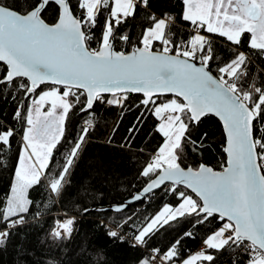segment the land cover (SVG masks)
I'll return each mask as SVG.
<instances>
[{"label": "snow or ice", "instance_id": "snow-or-ice-1", "mask_svg": "<svg viewBox=\"0 0 264 264\" xmlns=\"http://www.w3.org/2000/svg\"><path fill=\"white\" fill-rule=\"evenodd\" d=\"M112 2L115 7L105 17L101 47L92 49L89 46L94 38L92 28ZM138 3L147 7L149 0H76L75 7L72 0H25L22 8L0 0V62L5 65L0 71V84H15L16 90L23 91L30 100L28 106L18 104L14 114L17 122L24 121L21 140L25 155L19 160L21 170L16 173L17 184L11 189V197L0 209V223L5 225L0 231V244L6 242L12 228L25 223L32 205L27 190L40 184L53 150L64 138L68 113L80 104V95L86 94L81 111L87 112L94 102H105L104 93L112 95L107 103L116 105L127 99L125 93H143L144 106L155 104L154 97L173 93L176 98L154 109L155 116L163 121L159 132L166 139L141 172L143 177L154 178L134 199L141 200L144 194L165 185L180 202L176 207L166 204L151 216L134 239L145 244L154 232L180 218L196 217V223H204L218 216L220 226L204 241L207 247H239L250 241L255 253L251 264H264V124H261L264 82L259 87L255 80L248 83V56L239 51L218 67V75H214L211 62L216 57L210 41L200 34L193 35L187 43L175 40L169 29L171 17L151 16L152 26L141 35L139 46H133L128 54L116 51V40L131 43L127 33L119 34V28L135 16ZM184 3L185 21L201 28L206 24L208 33L226 37L235 45L240 44L243 33H251L250 47L264 52V0H184ZM53 4L57 19L49 23L44 14ZM154 42L162 44L159 51L153 50ZM49 82L62 86L63 91L52 87L33 99L37 89ZM79 90H83L80 95ZM45 105L47 111H43ZM210 115L219 117L226 130L227 167L214 171L204 164L196 169L182 166L185 146L193 151L203 146L207 133L192 140L191 132ZM86 123L92 125L93 121L89 119ZM88 131V127L82 130L58 178L47 185L50 193L61 194ZM15 135L13 128L0 125V151L11 148ZM26 161L31 162L27 169ZM44 178L47 179V174ZM181 185L195 193L196 198L181 191ZM73 224L74 218L58 222L52 235L70 236ZM109 234L118 236L117 231ZM184 235L192 237L191 232ZM180 245L181 240L177 239L167 252L160 254L159 249L153 252L161 256L160 264H174V258L180 255ZM156 255L143 264H157ZM201 257L206 261L214 259L212 255L199 253L182 264H194Z\"/></svg>", "mask_w": 264, "mask_h": 264}, {"label": "trees", "instance_id": "trees-1", "mask_svg": "<svg viewBox=\"0 0 264 264\" xmlns=\"http://www.w3.org/2000/svg\"><path fill=\"white\" fill-rule=\"evenodd\" d=\"M72 2L75 7L76 0ZM6 3L16 8L25 6V0H6ZM112 7L113 2L98 16L96 26L92 28L94 38L90 48L101 47L105 17L110 15ZM184 13V0H149L147 7L138 3L135 16L129 17L119 28V34L127 33L131 43L116 40L115 49L128 53L133 46H139L141 35L146 28L152 26L151 16L160 19L175 15V21L169 24V29L175 34V40L186 38L190 34L188 28L195 25L183 19ZM76 14L80 15V12ZM44 17L49 23L57 19L54 4ZM202 32L212 37L209 41L216 59L211 62V67L215 75H218V67L234 58V53L244 52L248 56V83L255 80L256 86H261L264 82V52L250 47L251 33H243L240 44L235 45L226 37L208 33L205 28H202ZM161 48L160 42L154 43L153 50L159 51ZM4 67V63L0 62V71ZM48 87L55 86L44 85L36 93ZM60 88L62 92L63 88ZM81 92L83 91L79 90L77 94L80 95ZM126 96L127 99L121 105L109 104L107 96H103L105 102L97 101L91 110L83 112L81 108L86 102V94L80 95V104L70 109L64 138L53 150L40 184L27 190V198L32 201V205L25 215V223L12 228L6 242L0 244V264H143L151 258L154 249H159L160 254H163L180 239V255L174 258V264H177L188 259L218 229L221 223L218 216L216 219L209 218L204 223H196V217H184L154 232L147 238V243H137L134 235L139 233L151 216L166 204L174 206L180 202L176 195L167 191L166 186L121 212L98 210L121 204L146 187L154 177H143L142 169L157 154L158 148L166 139L159 132V120L152 115L149 106L142 104L144 96ZM172 98L176 97L163 96L159 97V101ZM21 103L24 106L30 104L23 91H17L15 84H0V125L9 126L16 133L11 148L5 147L0 151V209L6 206L11 197L23 148L21 138L25 130L24 121L21 119L17 122L14 119L17 106ZM89 119L93 121L94 128L87 125ZM85 127L89 131L66 176L67 183L60 195L50 193L47 185L58 178L57 174L61 171L65 158ZM204 133L207 136L202 147L193 151L191 147L185 146L182 166L196 169L204 164L215 171L223 170L227 157L222 122L212 115L208 116L192 130L191 138L198 140ZM45 174L47 179L44 178ZM179 188L193 195L185 187ZM193 197L196 198L195 195ZM64 218H74L71 235L54 237L52 233L57 221ZM4 229L5 225L0 223V231ZM111 231H117L118 236H111ZM186 232H191L192 237H185ZM245 246H248L247 242L239 247H207L204 250L214 259H201L197 264H251L253 249L248 246L245 250Z\"/></svg>", "mask_w": 264, "mask_h": 264}, {"label": "water", "instance_id": "water-1", "mask_svg": "<svg viewBox=\"0 0 264 264\" xmlns=\"http://www.w3.org/2000/svg\"><path fill=\"white\" fill-rule=\"evenodd\" d=\"M47 22V21H46ZM114 47H115V42H114ZM116 50V49H115ZM133 50V49H132ZM131 50V51H132ZM117 51V50H116ZM130 51V52H131ZM155 51H157V50H155ZM130 52H128V53H130ZM128 53H126V54H128ZM1 63H3V62H1ZM214 74V73H213ZM215 75V74H214ZM44 85H51V86H55V85H52L50 82L49 83H46V84H43V85H41L39 88H41L42 86H44ZM55 87H62V86H55ZM38 88V89H39ZM63 88V87H62ZM80 91H83V90H80ZM127 94H137V95H142V96H144V94L143 93H136V92H128V93H125V95H127ZM103 96H112L111 94H109V93H104L103 94ZM163 96H174L175 97V95L173 94V93H165V94H163V95H161V96H157V97H163ZM180 99H182V98H180ZM96 102H94V104H95ZM212 116H214V117H216L218 120H220L221 122H222V124H223V121L219 118V117H217V116H215V115H212ZM223 128H224V125H223ZM224 133H225V137H226V142H225V148H226V146H227V134H226V130H225V128H224ZM226 157H227V153H226ZM206 166H208V165H206ZM208 167H211V166H208ZM226 167H227V164H226ZM193 168V167H192ZM212 168V167H211ZM194 169V168H193ZM213 169V168H212ZM214 170V169H213ZM215 171V170H214ZM220 171H222V170H220ZM171 184V182H166V185H170ZM147 186V185H146ZM182 186V185H181ZM163 187H165V185H162L160 188H158V189H154L152 192H150V193H147V194H144V197L141 199V200H135L134 199V197L135 196H137V195H141V193H142V191H140V192H138V193H136V194H134L131 198H129L128 200H126V201H124L123 203H121V204H114V205H110V206H107V207H104V208H99L98 210H113V211H116V212H121V211H123V210H125V209H127L129 206H131V205H133L134 203H137V202H139V201H142V200H144L146 197H148L149 195H151V194H153L154 192H157V191H159V190H161ZM182 187H184V186H182ZM187 190H189L191 193H192V191L190 190V189H187ZM193 195H195V193H192ZM125 205H127V207H124ZM245 242H247V243H250V241H245Z\"/></svg>", "mask_w": 264, "mask_h": 264}, {"label": "built area", "instance_id": "built-area-1", "mask_svg": "<svg viewBox=\"0 0 264 264\" xmlns=\"http://www.w3.org/2000/svg\"><path fill=\"white\" fill-rule=\"evenodd\" d=\"M168 17H171V18H173L172 19V21L170 22V24H173L174 23V21H175V15H169ZM168 17H166V18H168ZM188 31L190 32V34L185 38H180V39H178V41H183L184 43H187V41L193 36V35H196V34H200V35H204L208 40H211L212 39V37L211 36H209V35H207V34H204L203 32H202V28L201 27H198V25H195V26H191V27H189L188 28ZM144 99H145V97H144ZM154 99H155V101H156V103L155 104H150V105H148L149 106V109H150V112L152 113V115L154 116V117H156L158 120H159V122L161 121V119L159 118V117H157V116H155V114H154V109H155V107L156 106H158L159 104H161L162 102H160L159 101V97H154ZM123 103V102H122ZM86 124V123H85ZM88 125V124H87ZM90 128H94V125L92 124V125H88ZM248 246H249V248H251L250 247V243H248ZM207 248V245L205 244V243H202L200 246H199V248H198V250L197 251H200V250H204V249H206ZM252 249V248H251ZM253 254L255 255V253H254V251H253ZM153 255H156L155 253H152L151 254V257L153 256ZM160 261H161V256L160 255H156V262H157V264H160ZM165 264H170L169 262H165Z\"/></svg>", "mask_w": 264, "mask_h": 264}, {"label": "rangeland", "instance_id": "rangeland-1", "mask_svg": "<svg viewBox=\"0 0 264 264\" xmlns=\"http://www.w3.org/2000/svg\"><path fill=\"white\" fill-rule=\"evenodd\" d=\"M115 7V4H114V2H113V7L112 8H114ZM186 10H187V5H186ZM165 19H167V18H165ZM155 43V42H154ZM154 43H153V45H152V48H153V46H154ZM51 89V87H48V88H44V89H41L40 91H38L36 94H35V98H38V96L40 95V94H42V92H44V91H49ZM107 101L108 100H111L112 99V96H107ZM172 99H174V98H172ZM171 99H169L168 101H170ZM168 101H164V102H162V103H165V102H168ZM161 102V101H160ZM48 110V105H45L44 106V108H43V111H47ZM161 123H163V121L161 120L160 122H159V126H160V124ZM159 126H158V129H159ZM23 135H24V133H23ZM164 144V143H163ZM163 146V145H162ZM23 147H24V144H23ZM39 150V149H38ZM158 154V153H157ZM25 155V153L23 152V148H22V151H21V154H20V158L22 157V156H24ZM20 160V159H19ZM29 163H31V162H28V161H26V163H25V169H27L28 168V165H29ZM21 169H20V164L18 163V168H17V171H20ZM44 173H45V170H44V172L42 173V176L44 175ZM17 184V178H16V181H15V185ZM15 187V186H14ZM194 198V197H193ZM179 204V203H178ZM177 204V205H178ZM167 205H169V204H167ZM177 205H171V206H173V207H176ZM165 206V205H164ZM163 206V207H164ZM162 207V208H163ZM67 219H69V218H64V219H62V220H59V221H57V223H56V227H55V230L57 229V227H58V222H60V223H63L64 221H66ZM54 230V231H55ZM63 236H65V237H69V235H67V234H64ZM199 253H204V254H208V251H206V250H203V251H196L195 253H193L188 259H191L193 256H197ZM201 259H203L202 257L201 258H198L197 260H195L194 261V264H197V262L199 261V260H201ZM177 264H182V262H180V263H177Z\"/></svg>", "mask_w": 264, "mask_h": 264}, {"label": "crops", "instance_id": "crops-1", "mask_svg": "<svg viewBox=\"0 0 264 264\" xmlns=\"http://www.w3.org/2000/svg\"><path fill=\"white\" fill-rule=\"evenodd\" d=\"M185 11H186V5H185ZM203 28H205V30H207V25L205 24ZM251 39H252V37H251Z\"/></svg>", "mask_w": 264, "mask_h": 264}]
</instances>
